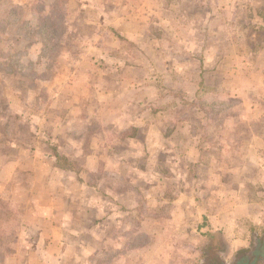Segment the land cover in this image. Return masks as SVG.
<instances>
[{
    "label": "crops",
    "instance_id": "crops-1",
    "mask_svg": "<svg viewBox=\"0 0 264 264\" xmlns=\"http://www.w3.org/2000/svg\"><path fill=\"white\" fill-rule=\"evenodd\" d=\"M58 1L63 38L70 24L88 42L76 63L40 24ZM195 1L185 13L173 0H0V66L12 69L0 80L29 83L30 71L38 86L65 77L41 114L7 98L33 130L22 154L0 163V264H141L160 228L172 252L158 263L192 264L175 238L182 226L194 223L190 232L207 239L202 256L217 258L221 241L232 249L243 241L238 220L262 223L264 92L252 79L264 87V11L244 0L252 11L240 12L242 32L230 31L222 5L235 0ZM41 30L48 39H34ZM219 104L231 105L210 109ZM52 148L73 170L56 165Z\"/></svg>",
    "mask_w": 264,
    "mask_h": 264
},
{
    "label": "rangeland",
    "instance_id": "rangeland-1",
    "mask_svg": "<svg viewBox=\"0 0 264 264\" xmlns=\"http://www.w3.org/2000/svg\"><path fill=\"white\" fill-rule=\"evenodd\" d=\"M64 1V0H63ZM66 1V0H65ZM177 1V2H176ZM180 1L182 0H173L174 2V7L173 10H185V13L188 12H192V10H196L197 8V2L195 0H183V3H180ZM224 2V1H222ZM244 0H235V3L230 4L229 6L226 7V3L225 5H222V7L225 8V10H228L229 12H223V16H224V20L222 21L221 25H222V29L224 28V24L226 26V30H236L238 29L240 31L241 28V32L242 29L244 27V20L240 19V12L245 13L247 11V9L245 8L244 4H243ZM255 5H258L263 11H264V0H255ZM65 3V2H64ZM65 5V4H64ZM240 7V8H239ZM67 10L68 7L66 6ZM242 10V11H241ZM202 13H204L206 11V8H204V10H201ZM251 9H249L247 11L248 15L251 13ZM250 12V13H249ZM230 13V14H229ZM227 16V18H226ZM68 19V18H67ZM189 20V19H187ZM67 21L65 20V23ZM177 20H174V22L172 23L174 29H179L178 27L180 26V24L175 25L174 23H176ZM195 22V20H194ZM69 26L71 27V34L67 37L62 36V40L65 41L64 44H66L68 48V50L70 51V53L72 54V56L69 54L68 51L64 50V54L62 55V59L64 60H73L74 63H76L77 60H80L82 58H84V55L86 54V49L88 48V42H86V40H84V38H77L72 34V26L69 24ZM176 26V27H175ZM74 27V26H73ZM178 32V30H175ZM74 32H77L76 30ZM174 32V31H173ZM83 34L86 33H90L88 28H85L84 30H82ZM175 33V32H174ZM159 36V35H158ZM202 33L200 32H195L192 35V40L194 42L196 41H200L202 40ZM39 37H42L43 40L48 39V36L46 35L45 30H41L40 32H35L34 35V39H37ZM77 38V39H76ZM125 44H122V47ZM129 50V51H128ZM136 49H131L130 47H128V45H126V52L129 53H136L135 51ZM232 53V52H231ZM78 55H81L82 57L78 58ZM86 58H91L90 55L85 56ZM85 58V59H86ZM94 58V57H93ZM80 63V62H79ZM77 63V65L79 64ZM78 71L82 74L83 70L87 71L89 74L90 72H95V73H101V70H98V68L96 67H78L76 66ZM230 68V66L226 65L225 68H223L224 70ZM231 69V68H230ZM232 70V69H231ZM261 70H264V66ZM26 78V81L28 80L29 83H25V84H20L17 83L19 80V78L17 76L14 77V75H12L13 78H8V79H3L0 80V92L2 95V105L5 106L8 99L9 98L12 103H14V105L23 108V105L26 104L28 106H31L32 108H34V110H37L40 114L42 113V111L45 109L48 111V105L47 103L51 101V96L53 94V91L55 90L56 86H62L63 87V81L65 79V77H60V78H55L54 82L49 83V84H38L37 85H33L30 83L29 78H32V74L30 72H24L23 74ZM51 75V73L49 74ZM240 76V75H238ZM97 78H99V76L97 75L95 80H97ZM254 79H252V82H255L254 85L252 86L253 88H255V91L258 92L259 94H263L264 92V87L262 84V79L260 77L254 76ZM233 83V81H232ZM237 86L244 87H250L247 84V81L243 78H236V81L234 82ZM239 83V84H238ZM30 84V85H29ZM77 85V84H76ZM98 85V84H97ZM59 88V87H58ZM81 88V86L79 88H75V90H79ZM15 92H18V97L15 96ZM28 92H31L32 94L36 95L38 94L40 97L44 98V99H40L39 101H37L35 98H30L33 97L32 95H30ZM78 92V91H77ZM206 93V92H205ZM95 100L94 98L91 99H87L88 101L90 100ZM10 102V101H9ZM39 102V104H38ZM227 105H231V104H219V105H215L214 107H211L210 109H218V107L224 109V107H226ZM53 112V111H51ZM57 120V118H56ZM23 128L20 127L19 132H22ZM13 147H7L6 142H4V139L0 136V163H4V161L9 160L13 157V155L16 154H22L21 153V148H23L24 146L21 144H26L28 142H30L29 140H31V138H24V136H16L13 139ZM32 141V140H31ZM21 148H20V147ZM23 146V147H22ZM13 148V149H12ZM27 150L29 149H33V142L31 145H28V147L26 148ZM1 167H0V173H1ZM219 214L221 215L222 213L219 212ZM194 222V221H193ZM194 223H188L185 226H182L179 230H178V236H175L176 239H180V240H185V242H183V251L186 250V248L188 250H190L193 254L192 256L194 257L192 260V264H220V259H225L228 262H231V260H233V258H238L241 255L245 254L246 252H248V250L250 249V247L253 245V236H252V231L256 232L254 234H256V237L258 239H260L263 243H264V218L262 223H260L259 225L256 226H252L248 223L247 220L242 219V220H238V225L237 227H235L236 229V236H239L243 239L242 242H239L237 244L233 243V249L232 244L229 245L228 243H223L222 241L218 244V257H208L207 254H203L204 256H202L201 253V248L205 247L206 244V237H201L198 235H195L194 233L190 232V226H193ZM219 228V227H217ZM165 228L164 229H158L156 233V240L154 242L151 243V249L148 250L150 253H146V252H142L141 256H140V262L141 264H152L157 262V264L160 263H166L168 260V255L169 252L171 251V246L170 244H168V242L166 241L167 236H166V232H165ZM170 233V230L167 229V234ZM170 239L172 238L169 237ZM173 238V239H175ZM140 245H144V238L141 237L140 238ZM218 243V242H217ZM149 245V243L147 244ZM231 246V247H230ZM172 252V251H171ZM203 258H202V257ZM169 263V261H168Z\"/></svg>",
    "mask_w": 264,
    "mask_h": 264
},
{
    "label": "trees",
    "instance_id": "trees-1",
    "mask_svg": "<svg viewBox=\"0 0 264 264\" xmlns=\"http://www.w3.org/2000/svg\"><path fill=\"white\" fill-rule=\"evenodd\" d=\"M65 7L62 1H58L50 6L48 11V17H43L40 19V24L47 31H55L53 39L55 41L54 49L58 48L57 42L62 38L63 35V23L65 16ZM52 35V33H51ZM4 57L5 54L1 53ZM30 69V68H29ZM30 72V71H29ZM12 69L10 66H0V74H11ZM19 73V72H18ZM33 75L34 73L30 72ZM30 85V84H29ZM2 96L0 92V136L4 139V142L13 141L12 139L16 136H24L25 131H32L33 124L29 122V118L24 114L15 113L6 103L5 106L2 105ZM27 117L25 120L22 118ZM20 127L23 128L22 132H19ZM52 157L55 159L56 165L68 166L69 169L73 170V166L69 164V161L64 157L55 152L54 148L51 149Z\"/></svg>",
    "mask_w": 264,
    "mask_h": 264
},
{
    "label": "water",
    "instance_id": "water-1",
    "mask_svg": "<svg viewBox=\"0 0 264 264\" xmlns=\"http://www.w3.org/2000/svg\"><path fill=\"white\" fill-rule=\"evenodd\" d=\"M253 245L248 252L238 258H233L231 262L220 259V264H264V243L253 234Z\"/></svg>",
    "mask_w": 264,
    "mask_h": 264
}]
</instances>
